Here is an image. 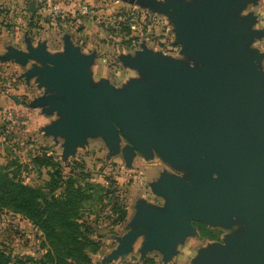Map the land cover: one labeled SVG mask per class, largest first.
Wrapping results in <instances>:
<instances>
[{"label":"rangeland","instance_id":"1","mask_svg":"<svg viewBox=\"0 0 264 264\" xmlns=\"http://www.w3.org/2000/svg\"><path fill=\"white\" fill-rule=\"evenodd\" d=\"M55 4L61 10L58 16L52 12ZM83 6L93 14H82ZM210 6V0H0V40L19 47L37 43L44 52H57L58 62L84 66L95 97L109 94L132 104V93L142 90L177 106L178 99L150 72L145 60L204 80L212 60L192 49L178 10L186 12L190 29L216 42L217 35L201 20L203 8ZM221 15L231 31L244 34L237 52L251 58L245 70L264 83V0L223 3ZM51 69L56 72L50 79L21 80L0 64V170L42 188L51 170L35 168L31 160L45 155L61 168L63 179L74 176L77 184L94 186L92 200L81 213V221L92 229L90 238L98 244L90 264H206L213 256L233 252L236 243L250 244L252 227L258 225L249 215L255 204L251 198L240 205V212L224 210L223 218L200 215L167 243H152L150 237L170 226L173 208L180 205L168 186L197 188L200 171L217 175L226 155H200L178 163L151 139L146 151L133 148L130 134L118 125L113 133L103 125L89 127L68 143L59 137L60 130L82 116L73 112L82 101L62 89L60 78H67L66 73L52 65ZM50 82L57 86L41 88ZM257 102L264 106V88ZM120 204L126 218L116 222ZM50 248L44 233L29 219L0 207V253L8 264H52ZM115 248L130 253L113 262L107 254Z\"/></svg>","mask_w":264,"mask_h":264},{"label":"water","instance_id":"2","mask_svg":"<svg viewBox=\"0 0 264 264\" xmlns=\"http://www.w3.org/2000/svg\"><path fill=\"white\" fill-rule=\"evenodd\" d=\"M133 2V1H132ZM201 20L206 29L217 35L216 42L190 29V19L183 9L180 27L193 50L212 60L204 80L190 78L184 72L157 64L145 63L150 72L163 82L180 105L160 101L144 91H134L132 104L118 102L107 94L95 97L82 83L80 68H70L50 60L66 73L60 84L69 95L82 101L73 108L81 113L68 128L73 136L89 127L114 125L125 129L133 148L148 149L149 140L158 143L162 152L178 163L200 155L225 154L224 165L217 175L202 169L198 187L169 185L168 193L180 203L174 207L170 226L150 237L154 244L167 243L179 231L189 228V221L203 214L224 217V210L240 212L247 199L255 200L249 215L256 221L249 235V245L236 243L233 252L220 253L206 264H264V106L258 104L264 83L246 71L250 57L240 56L244 34L231 31L222 20L223 3L234 0H210ZM30 11H35L33 4ZM12 100L19 103L16 96ZM149 233V232H148Z\"/></svg>","mask_w":264,"mask_h":264},{"label":"trees","instance_id":"3","mask_svg":"<svg viewBox=\"0 0 264 264\" xmlns=\"http://www.w3.org/2000/svg\"><path fill=\"white\" fill-rule=\"evenodd\" d=\"M31 163L35 168L51 170L49 182L45 187L33 188L5 169L0 170V207L25 216L44 233L51 247L48 258L52 264H90V254L98 251V244L90 238L92 229L81 221V213L85 203L92 200L94 186H81L74 176L63 179L61 168L45 155L35 156ZM117 213L116 222H123L126 212L122 204ZM0 264H8L1 253Z\"/></svg>","mask_w":264,"mask_h":264},{"label":"crops","instance_id":"4","mask_svg":"<svg viewBox=\"0 0 264 264\" xmlns=\"http://www.w3.org/2000/svg\"><path fill=\"white\" fill-rule=\"evenodd\" d=\"M58 59L59 58H58L57 52H53V53L44 52L41 48V45L39 46L37 43H32L31 45H27V46H25V44L22 45L21 43V47H19V46H14L13 44H6L5 41L0 40V64L4 66V71L11 70L13 73L16 72L15 74L17 78L18 79L20 78L21 80L22 79L24 80L34 79L35 80V78H39L40 80L50 79L51 73L56 72L51 69L52 64L50 60L58 62ZM61 63L64 64V62L62 61ZM67 66L70 68H73L71 65H67ZM80 70L82 73L81 76H82L83 85H85L87 88H90L89 87V83H90L89 74L85 75L84 66H80ZM88 70H89V67L87 66L86 71ZM19 84H22V82L20 81ZM31 84L33 85L34 83H31ZM37 86L38 85H35V87ZM56 86L57 85L55 84V82H50V85L43 83L41 85V88H44V87L50 88V87H56ZM3 104L4 106L7 105L6 103H3ZM60 136H64L68 143L69 141L72 142L73 135L70 133L69 128L67 129L64 128L60 130L59 137ZM48 140H51V139L49 138ZM149 233H153V232H149ZM116 250L118 251L116 252ZM129 253L130 252L128 249L122 250L121 248L119 249L115 248V249L110 250V252L107 255L111 256L110 258L113 260V262H116L120 260V258H126ZM107 255L102 256V257L106 258ZM94 257L95 256L93 255L92 258Z\"/></svg>","mask_w":264,"mask_h":264},{"label":"built area","instance_id":"5","mask_svg":"<svg viewBox=\"0 0 264 264\" xmlns=\"http://www.w3.org/2000/svg\"><path fill=\"white\" fill-rule=\"evenodd\" d=\"M52 10H53L52 12H53L55 15H57V16H58V14L61 12V10H60V8H59V6H58L57 4H55V6H53ZM80 10H81V13H82V14H85V15L93 14L92 11H90V10L88 9V7H86V6L81 7Z\"/></svg>","mask_w":264,"mask_h":264}]
</instances>
